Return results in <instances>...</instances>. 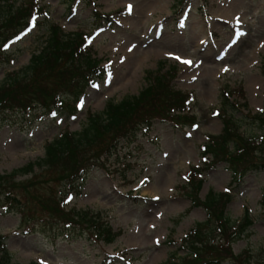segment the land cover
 Segmentation results:
<instances>
[{"label":"rangeland","instance_id":"374dc122","mask_svg":"<svg viewBox=\"0 0 264 264\" xmlns=\"http://www.w3.org/2000/svg\"><path fill=\"white\" fill-rule=\"evenodd\" d=\"M32 1L44 9L0 54V83L26 66L48 24L56 22L67 34L83 32L105 74L75 104L66 98L63 106L48 109L49 99L46 108L8 114L0 125V173L41 159L47 143L66 130L81 131L88 114L102 112L108 101L139 94L149 84V72L167 73L175 88L194 95L187 113L194 120H154L136 141H121L117 156L88 174L81 194L66 197L67 210L102 211L119 232L109 244L89 233L56 242L38 232L22 234L21 215L3 213L1 206L0 236L6 237L12 262L166 264L173 253L184 256V238L207 218L204 206H191L187 186L193 169L206 164L203 144L224 126L217 115L224 90L242 105L227 111L240 130L248 136L262 133L252 116L264 109V0H10L17 7ZM93 8L111 14L112 23L96 28ZM202 177V199L209 191H228L231 218L241 220L249 209L254 219L249 233L232 243L234 254L250 249L255 257L264 255V169L237 181L222 162L203 168Z\"/></svg>","mask_w":264,"mask_h":264},{"label":"trees","instance_id":"16d2710c","mask_svg":"<svg viewBox=\"0 0 264 264\" xmlns=\"http://www.w3.org/2000/svg\"><path fill=\"white\" fill-rule=\"evenodd\" d=\"M42 9L33 1L17 7L15 2L0 0V54L5 53L10 41L24 35L32 24L30 19ZM93 9L97 26L110 23V15ZM87 42L82 31L67 34L58 22L48 24L40 49L25 67L8 74L0 83V125L6 123L11 112L45 107L49 99L48 109L63 106L66 98L77 103L84 90L105 74ZM146 78L149 84L139 94L125 96L119 102L108 101L102 112L88 114L81 131L66 130L47 143L41 159L10 173H0V207L3 213L21 215L22 234L38 232L56 242L89 233L91 238L108 244L119 236L102 211L67 210L65 199L81 194L88 174L116 155L121 141L125 144L136 141L138 133L146 132L154 120L171 119L176 123L194 120V116L187 114L195 99L191 92L175 88L167 73L149 72ZM231 93L224 90L222 108L217 110L224 120L221 133L211 135L203 144L206 164L193 169L189 190H185L191 206L205 207L207 218L196 223L184 238L181 247L187 253L180 257L173 253L166 264H222L227 259L234 260V264H264V255L255 257L250 249L234 254L231 247L254 224L249 209L241 220H233L227 212L232 194L209 191L203 199L199 194L204 182L203 168L225 162L237 181L249 171L264 169V109L252 116L262 133L248 136L240 130L238 120L227 112L228 107L242 106L230 100ZM239 95L244 97L243 89ZM22 176L30 178L21 179ZM260 203L264 208V195ZM0 264H16L6 247L5 236H0Z\"/></svg>","mask_w":264,"mask_h":264},{"label":"snow or ice","instance_id":"6c2138e0","mask_svg":"<svg viewBox=\"0 0 264 264\" xmlns=\"http://www.w3.org/2000/svg\"><path fill=\"white\" fill-rule=\"evenodd\" d=\"M129 10H131V5L129 6ZM33 20H35V16L33 17ZM179 59V58H178ZM185 63H191V61H184Z\"/></svg>","mask_w":264,"mask_h":264},{"label":"bare ground","instance_id":"6f19581e","mask_svg":"<svg viewBox=\"0 0 264 264\" xmlns=\"http://www.w3.org/2000/svg\"><path fill=\"white\" fill-rule=\"evenodd\" d=\"M155 55L157 54V52L154 53Z\"/></svg>","mask_w":264,"mask_h":264}]
</instances>
